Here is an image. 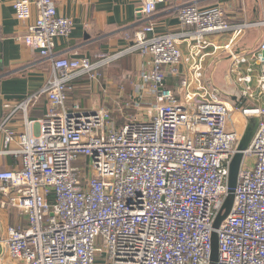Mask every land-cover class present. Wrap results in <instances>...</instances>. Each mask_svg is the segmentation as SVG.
I'll use <instances>...</instances> for the list:
<instances>
[{"label": "built area", "instance_id": "built-area-1", "mask_svg": "<svg viewBox=\"0 0 264 264\" xmlns=\"http://www.w3.org/2000/svg\"><path fill=\"white\" fill-rule=\"evenodd\" d=\"M162 3L146 0L138 13L151 17ZM13 4L18 20H31L30 1ZM35 5L37 18L17 39L51 64L38 95L52 111L26 122L25 133L4 130L5 148L22 166L0 171V194L29 225L2 234L0 264H212L214 257L216 264H264V41L249 55L235 54L243 27L232 26L220 6L185 5L178 16L194 28L188 37L156 35L148 23L123 51L96 61L58 58L56 40L71 34L73 21L58 14L57 0ZM226 33H233L230 43L215 51L230 52L235 82L250 103L240 108V121L259 119L245 148L235 108L205 82L209 37ZM129 54L147 64L131 81L130 100L119 102V127L114 110L71 102L77 80L97 82ZM167 74L180 78L177 91Z\"/></svg>", "mask_w": 264, "mask_h": 264}, {"label": "crops", "instance_id": "crops-1", "mask_svg": "<svg viewBox=\"0 0 264 264\" xmlns=\"http://www.w3.org/2000/svg\"><path fill=\"white\" fill-rule=\"evenodd\" d=\"M16 0H0V171L17 170L21 168L20 158L9 152L4 144V130H12L16 134L26 131V122L40 121L46 118L52 111L47 96L38 95L52 75V67L43 58L39 51L28 48L17 38L27 33V27L37 18V0L31 2L32 18L30 21H20L16 18L13 3ZM146 0H57V11L62 17L73 21L74 27L71 34L56 40L54 55L58 58H89L96 61L99 57L110 56L113 53L123 51L130 46L136 32L144 25L150 23L154 26L156 35L177 34L188 37L194 30L191 26H182L179 20V10L185 5H196L201 10L213 7H221L224 10L225 18L234 27H243V31L234 39L232 50L235 54L249 55L256 50L264 41V0H164L159 4L153 16L144 17L138 11ZM233 38V33L210 36L212 46L206 51L208 56L204 60V68L210 64L217 63L219 50L217 47L228 45ZM183 56L186 58L188 42L180 46ZM228 54L226 70L223 75L227 81L234 82L235 78L231 71L232 58L230 52L221 50ZM131 59L138 72V75L146 67L147 61L140 54H129L120 61L114 62L111 66ZM256 69L260 66L254 61L250 62ZM111 66L102 70L101 80L106 81V73L110 72ZM205 68V82L207 84V70ZM125 71H127L125 69ZM128 71H131L128 69ZM181 74L187 72L186 66H181ZM167 73V70H166ZM227 73V74H225ZM257 74V73H256ZM180 78L166 76V84L173 90L179 89ZM88 85V89L96 88L99 81L91 82L83 77L77 80L75 91L72 94L71 102H79L84 107L89 103L78 101L76 92L80 86ZM111 82H107V85ZM120 80L115 85V90L104 84V93L112 94L109 97L110 110H117L120 103L130 100L133 87L130 82L129 89ZM123 87V91L120 88ZM108 90V91H107ZM119 91L122 92V99H119ZM241 100V99H240ZM106 102V101H105ZM120 102V103H119ZM248 103V104H247ZM250 103L242 98L240 105L247 106ZM108 108V107H106ZM116 116V114H115ZM249 121H239L241 131H245ZM250 123V122H249ZM118 127L121 123H117ZM244 136L247 133L244 132ZM250 139V138H249ZM12 148H15L13 145ZM28 218L26 214L12 206L10 202L0 194V237L9 227L26 229ZM5 264H19L9 261Z\"/></svg>", "mask_w": 264, "mask_h": 264}, {"label": "rangeland", "instance_id": "rangeland-1", "mask_svg": "<svg viewBox=\"0 0 264 264\" xmlns=\"http://www.w3.org/2000/svg\"><path fill=\"white\" fill-rule=\"evenodd\" d=\"M227 56L228 54L226 52L219 50L217 63L210 64L207 66V68L205 67L207 70V86L210 91H213V93L215 94L216 98H218L219 101L228 103L229 105H232L235 108V110L233 111V119L234 121L237 120L240 121L242 120V118L240 117L239 110L241 107H243L242 105H240V103L242 102L241 87L238 84H236V82L234 83L227 81L223 75L224 71L226 70L225 66L227 65L228 62ZM131 59H134V57L129 58V60H124L113 67L111 66L110 72H112V74L106 73L105 76V78L107 77L106 81L100 79L99 82L101 85L95 84L94 87L96 86V88L88 89V85L85 86L84 85L85 83H83L82 84L83 86H80L78 91L76 92V98L78 99V101L80 100V102L85 101L86 103H89L88 105L89 107H93V106L103 107V108L108 107L107 109L109 110L112 109L110 108L109 97H111L113 93L109 94L108 90H107L108 93H104L103 90L105 88L104 87L102 88V86L105 84L106 87L110 89V92L111 91L113 92L115 90V85L117 83H120V80L123 79L124 83L128 85L127 87L129 89L130 82L135 77L138 76V72L132 69L136 67L135 64L131 62ZM125 69L127 71H125ZM128 69H130L131 71H128ZM109 81L111 82V84L109 83V85H107V82ZM112 117L116 122L119 123L122 122V116L120 113L115 111ZM245 121H249L250 123L248 122L247 126L244 125L245 128L244 132L247 133V138H245L244 136L242 142L245 139L247 140V142L248 140L251 141L259 126L258 118H249L246 119ZM8 262L9 261L5 260L3 261V264Z\"/></svg>", "mask_w": 264, "mask_h": 264}, {"label": "water", "instance_id": "water-1", "mask_svg": "<svg viewBox=\"0 0 264 264\" xmlns=\"http://www.w3.org/2000/svg\"><path fill=\"white\" fill-rule=\"evenodd\" d=\"M247 138V136L245 137ZM249 140L247 142V140L245 139L243 142H242V148H245L248 146L249 144ZM240 163H241V156H237L233 165H232V168H231V172H230V187L233 188L234 187V184H235V180H236V177H237V174H238V170H239V166H240ZM217 263V259L216 257L213 258L212 260V264H216Z\"/></svg>", "mask_w": 264, "mask_h": 264}]
</instances>
